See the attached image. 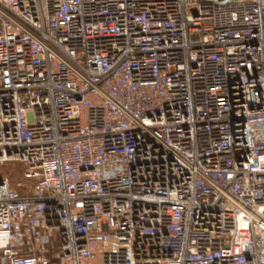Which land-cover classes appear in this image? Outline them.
Here are the masks:
<instances>
[{
    "label": "built area",
    "instance_id": "1",
    "mask_svg": "<svg viewBox=\"0 0 264 264\" xmlns=\"http://www.w3.org/2000/svg\"><path fill=\"white\" fill-rule=\"evenodd\" d=\"M0 264H264V0H0Z\"/></svg>",
    "mask_w": 264,
    "mask_h": 264
},
{
    "label": "rangeland",
    "instance_id": "2",
    "mask_svg": "<svg viewBox=\"0 0 264 264\" xmlns=\"http://www.w3.org/2000/svg\"><path fill=\"white\" fill-rule=\"evenodd\" d=\"M23 166L19 163H0V179H8L10 185L16 188L20 194L27 193L30 188V183L22 177Z\"/></svg>",
    "mask_w": 264,
    "mask_h": 264
}]
</instances>
